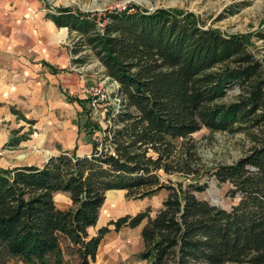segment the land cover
<instances>
[{
  "label": "trees",
  "instance_id": "obj_1",
  "mask_svg": "<svg viewBox=\"0 0 264 264\" xmlns=\"http://www.w3.org/2000/svg\"><path fill=\"white\" fill-rule=\"evenodd\" d=\"M47 17L76 33L74 64L99 60L118 83V102L101 118L107 99L68 96L87 118L89 154L76 145L42 165L0 166V264H92L111 225L142 224L138 257L147 264H264V61L249 49L250 34L205 28L178 8L114 11L102 23L71 7ZM252 35L264 41V25ZM234 87L238 94L225 102ZM203 128L246 134L251 146L206 169L189 140ZM204 175L227 183L236 202L226 208L200 198ZM163 189L169 195L154 216L147 208L90 234L108 191L143 199ZM63 192L72 201L66 209L55 200Z\"/></svg>",
  "mask_w": 264,
  "mask_h": 264
},
{
  "label": "rangeland",
  "instance_id": "obj_2",
  "mask_svg": "<svg viewBox=\"0 0 264 264\" xmlns=\"http://www.w3.org/2000/svg\"><path fill=\"white\" fill-rule=\"evenodd\" d=\"M5 1L0 0V9H4L2 7L5 6ZM25 4L28 6V12L32 14H25L21 21H27L35 11H46L47 17L59 7H71L73 10L88 13L89 17L96 16L99 23L107 18V14L114 11H133L136 7L150 10L178 8L186 13H194L205 28H214L226 35L250 34L249 49L264 61V41L252 35L264 25V0H32V3L30 0H25ZM64 35H66L64 45L69 47L65 57L45 59L34 52L31 59L48 66L54 74L65 70L70 73L76 72L78 81L76 84L61 83L53 88L51 82L46 85L44 79L35 78V87L29 98L20 97L18 104L10 105L8 109L4 102L0 103V166L2 168L28 164L42 165L61 151L72 152L76 145L79 154H89L91 136L87 135L83 128L87 118L81 114L82 108L78 103L70 101L68 96L85 98L89 86L96 85L105 95L104 100H108L102 102L97 111L101 118L108 106L118 102L115 95L118 83L106 74L105 68L95 57H90L83 65L74 64L70 46L77 37L76 33L71 34L67 30V34L61 32L54 36L64 38ZM63 58L67 60L66 63L64 62L65 68H58L59 65L55 62ZM53 78L55 82L56 77ZM238 92L237 87L230 89L224 101H233ZM12 108L19 111V115ZM23 116L30 120L24 119ZM16 140L18 144H14ZM189 140L190 145L193 144L198 151L200 164L206 169L217 163L237 161L251 146V140L246 134L212 132L207 128L194 133ZM163 176L166 181L167 178H171V181L190 180L177 174H163ZM204 177L202 180H206L208 186L205 191L196 192L200 198L226 208L236 202L228 195L227 183L220 184L214 177L209 178L208 175ZM168 195L169 191L163 189L153 196L133 199L128 197L125 190H111L107 193L97 226L90 228L89 232L95 235L98 228L107 225L111 220L126 214H136L147 208L154 216ZM69 196V193L57 194L55 200L58 207L65 208L64 202ZM71 206L72 203L68 208ZM142 226L124 227L116 231L111 225V231L102 240L96 261L92 264H147L138 257L144 247L141 237ZM18 264L25 263L20 261Z\"/></svg>",
  "mask_w": 264,
  "mask_h": 264
},
{
  "label": "crops",
  "instance_id": "obj_3",
  "mask_svg": "<svg viewBox=\"0 0 264 264\" xmlns=\"http://www.w3.org/2000/svg\"><path fill=\"white\" fill-rule=\"evenodd\" d=\"M4 5V9H0V103L4 102L8 109L10 105L18 104L20 97L29 98L35 87V78L44 79L46 85L51 82L53 88L61 83L76 84V72L65 70L54 74L48 66L31 59L34 52L45 59L65 57L69 50L64 45L66 35L64 38L55 36L61 32L67 34L68 28L58 27L46 17V11H35L27 21H21L25 14H32L28 12L25 0H6ZM64 62H67L66 58L55 63L58 68H65ZM53 77H56L55 82ZM64 203L65 208L61 209L72 203L70 196Z\"/></svg>",
  "mask_w": 264,
  "mask_h": 264
},
{
  "label": "built area",
  "instance_id": "obj_4",
  "mask_svg": "<svg viewBox=\"0 0 264 264\" xmlns=\"http://www.w3.org/2000/svg\"><path fill=\"white\" fill-rule=\"evenodd\" d=\"M115 83H117V82H115ZM87 93H88L87 96H90L93 99L94 103H96L97 101L105 99V95L102 94V90L100 88L96 87V85L89 86V88L87 89Z\"/></svg>",
  "mask_w": 264,
  "mask_h": 264
}]
</instances>
